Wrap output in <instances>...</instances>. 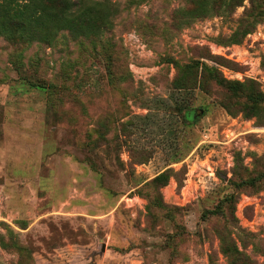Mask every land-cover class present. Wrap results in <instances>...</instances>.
Returning <instances> with one entry per match:
<instances>
[{
    "label": "rangeland",
    "instance_id": "374dc122",
    "mask_svg": "<svg viewBox=\"0 0 264 264\" xmlns=\"http://www.w3.org/2000/svg\"><path fill=\"white\" fill-rule=\"evenodd\" d=\"M65 11L0 34V264H264V0Z\"/></svg>",
    "mask_w": 264,
    "mask_h": 264
},
{
    "label": "trees",
    "instance_id": "16d2710c",
    "mask_svg": "<svg viewBox=\"0 0 264 264\" xmlns=\"http://www.w3.org/2000/svg\"><path fill=\"white\" fill-rule=\"evenodd\" d=\"M22 1L24 2L22 3ZM209 9L204 5H199L191 11V15L196 17L206 13ZM65 10L66 0H0V34L8 40L20 41L32 39L31 34L36 32L40 25L46 26L52 22H59L60 25H66L70 28L83 26L94 32L106 25L100 15L82 11L75 16L63 17ZM58 17L65 19L59 20ZM183 81L187 84L182 85L191 84L188 80ZM187 88L189 87L187 86ZM248 97V100L254 103L263 100L262 97H255L254 95H248ZM250 107L254 108V104H251ZM162 176L164 175L160 174L159 177Z\"/></svg>",
    "mask_w": 264,
    "mask_h": 264
}]
</instances>
